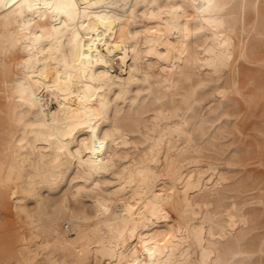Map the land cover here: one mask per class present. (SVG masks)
<instances>
[{
	"label": "bare ground",
	"instance_id": "1",
	"mask_svg": "<svg viewBox=\"0 0 264 264\" xmlns=\"http://www.w3.org/2000/svg\"><path fill=\"white\" fill-rule=\"evenodd\" d=\"M63 2L8 0L7 9H0V15L11 13L7 21H0V24H7L9 32L13 34H22L25 43H30L32 51L36 53L35 57L30 58L28 53L17 52L14 60L7 63L24 60L29 63L23 69L12 67L0 81V159L5 162L6 181L0 185V192L6 190L7 193L0 200V205H10L15 220L17 217L22 221V229L19 232L14 229L8 239L5 254L17 253V260L21 264H61L66 259L75 260L78 264H145L153 259H161L159 250L172 237L173 228L178 227L173 221L179 217L169 207L161 205L158 213L148 217L152 222L150 226L139 227L137 223H129L122 212L126 208L131 209L138 220V213L147 201L141 202V197L135 191L137 185L134 184L123 192L120 203L113 202L111 194L122 188L125 181H117L112 170H105V161L113 155L125 154L127 150L117 148L110 141L101 147L100 141L111 131L118 108L125 115L129 114V110L134 115L145 100L155 106L149 109L143 119L155 120L159 114V120L156 121L159 129L179 125L172 114L174 103L176 107H181L178 103L181 98L184 100L181 111L191 109L202 117H208L206 109L212 104L211 96L218 94L220 84L217 81L222 77H225L223 90L228 95L221 98V104L226 103L227 106L232 104L229 102L231 99L234 100V108L226 112L227 116L236 115L238 106L248 101L250 107L244 116L246 121L253 116V104L258 98L263 100L260 104L264 123V98L249 91L261 83L260 67L238 65L236 70L234 68L236 74L230 79V73L226 71L210 76L213 70L203 63L205 60H214L217 64L223 62L222 57L216 54L215 41L223 34L219 21L225 16L231 17L228 23L235 32L231 37L232 59L234 55L242 54L246 58L243 46L250 37H254L255 53L264 50V0H234L223 11L201 9L204 0H189V5H185L183 0L171 4L168 0H156L155 3L153 0H141L138 4L136 0H128L126 4L124 0H108V3L119 6L105 8L101 4L92 8L95 24L88 25L87 18H84L83 23L93 30L86 31L78 24L74 36L60 26V21L66 23L69 19V10L59 7ZM95 2L90 0V3ZM73 3L76 7L71 11L75 18L83 9L79 0H73ZM175 8H181L182 11L175 12ZM97 15L102 19H97ZM113 17L120 18V22L116 23ZM121 25L129 36L143 34L138 37L140 47L135 53L132 51L134 41L126 44L121 42ZM57 41L69 44L70 48L62 49L64 57H68L66 60L56 52L52 53L61 60L60 68L53 78L46 71L45 62L52 63L48 58L49 50ZM101 60L103 63H100ZM230 65L232 67V60ZM26 70L28 79L24 75ZM101 73H104L103 77ZM101 81L105 87L98 89L97 85ZM237 92L240 94L237 95ZM117 96L122 98L117 100ZM101 97L108 105L104 120L99 118L100 113L97 111ZM133 100H136L135 105L132 104ZM157 100L159 104H155ZM96 125L99 127L93 137L91 129ZM144 135L147 132L137 128L134 136L129 138L140 139ZM179 135L177 131L173 138ZM159 139L161 137L157 132H153L149 142L141 141L136 155L119 161V166L126 167L134 159L140 163L146 153L152 154V141ZM235 140L234 154L228 164L244 168L250 164L264 166V151L257 147L258 140L253 144L239 136ZM167 144L168 141H164L159 151L160 161L167 158L166 171L173 174L178 171L187 179L206 167L185 163L183 159L177 158L176 153L168 157ZM57 147H66L69 152H78L81 148L86 150L81 153L79 160L71 164V171L67 172L66 177L54 173L43 180L29 181V176L38 175L48 159L55 156ZM175 147L178 151L184 148L182 138ZM80 161L84 162L83 166ZM9 168L14 170L9 173ZM140 170L145 174L155 172L159 175L157 165L147 161ZM260 172L264 175V170ZM78 174L85 178L74 179ZM221 177L230 186L227 190L229 199L238 197L242 214L258 225L264 218V189L256 197L259 206L246 209L245 206L251 200L244 191L227 183V175L221 165L216 176H205L202 183H215ZM97 184L101 187L96 188ZM167 185H170V181L156 182V194H162ZM258 185L255 184V187ZM186 187L189 188L187 204L181 210L189 214L188 218L195 228L198 226L197 214L202 215L203 211H207L203 208L206 196L198 187ZM77 189L84 191L78 193ZM180 191L183 193L184 189ZM169 194L174 195L170 187ZM30 201L34 207L30 206ZM224 210L227 211V208ZM65 223L71 231L65 229ZM240 228L241 225L237 224L231 231L235 233ZM253 229L239 238L238 248L244 255L236 259L246 260L247 264H262L264 250L261 249V243L256 245L255 240L249 237ZM12 243L18 244L14 248L16 251Z\"/></svg>",
	"mask_w": 264,
	"mask_h": 264
},
{
	"label": "clouds",
	"instance_id": "2",
	"mask_svg": "<svg viewBox=\"0 0 264 264\" xmlns=\"http://www.w3.org/2000/svg\"><path fill=\"white\" fill-rule=\"evenodd\" d=\"M140 2L141 0H136L137 4ZM155 2L156 0H153V3ZM168 2L171 4L175 3L176 0H168ZM233 2L234 0H204L200 7L201 9L208 8L223 11L229 6V3ZM257 2H259V0H257ZM79 3L83 9L81 13H78L75 18H69L66 23L60 21L61 28L65 29L67 33L72 36L76 34L78 24L84 27L86 31L93 30L88 27V25L95 24V21L92 19L94 14L91 11L92 8L98 7L101 4H103L105 8L119 6L108 3V0H96L95 3H90V0H79ZM124 3H128V0H124ZM183 3L189 5V0H183ZM7 7L8 0H3V2L0 3V9H7ZM49 7H51V5H49ZM74 7H76L75 4ZM165 10L166 9H162L161 11ZM173 11L180 12L182 9L175 8ZM9 16H11V13L0 15V21H7ZM98 17L101 16L97 15L96 18L99 19ZM84 18L88 19V25L83 23ZM113 19L116 23L120 22V18L118 17H113ZM230 19L231 17L225 16L219 21V26L223 29V34L215 41L216 54L222 57L223 62L217 64L214 60L203 61L206 67L213 70L209 74L210 76L219 75L222 71L230 72L231 70V37L235 35V32L233 26L228 23ZM33 23L36 22L33 21ZM119 31L122 43L135 42L132 48V51L135 53L140 47L138 37L143 34L129 36L123 28V25H121ZM67 48H70L69 44H62V42L57 41L49 50L48 58L52 60V63L48 64L45 62V69L52 74L53 78H55V73L60 68L61 60L56 59L52 53L56 52L66 60L68 57H64L62 49ZM17 52L21 54L28 53L30 58L36 56V53L32 51L30 43H25V37H23L22 34H13L9 32L7 24H0V81L7 76L12 67L23 69L25 65L29 63L28 60L14 64L7 63L9 60H14ZM70 55L71 53H69V56ZM100 63H103V60H101ZM259 67L261 69V83L259 87L253 86L249 91L254 95L264 98V52L261 53ZM24 75L26 79H28L27 70L24 72ZM100 76L103 77L104 73H101ZM144 82H147V78ZM104 87L105 84L103 81L97 85L98 89ZM245 87H247L246 84ZM233 88H235V85H233ZM242 90L243 89H241V91ZM236 94L239 95L240 92ZM219 95L227 97L228 94L222 91ZM121 98V96L116 97L117 100ZM159 103V100L155 101V104ZM178 103L181 107H176L174 103L172 115L179 121V125L165 127L164 129H159V125L156 122L159 120V114L155 120L145 121L143 119V116L147 114L149 109L155 106L154 104H149L147 100L143 102L141 109L134 115L131 114V110H129L128 115H125L121 109H117L111 131L105 134L100 141L101 147H103L106 142L110 141L114 143L117 148L127 150V153L113 155L109 160L105 161V170H112L117 181H125L122 188L118 189L116 193L111 194L114 198L113 202L117 204L120 203L123 192L135 184L137 185L135 191L136 194L141 197V202L147 201V203L144 204L143 209L139 211L138 220L137 217L132 214L131 209L126 208L122 212V216L128 220L129 223H137L139 227L150 226L152 222L148 217L158 213L161 210V205L169 207L170 211L175 212L179 217V219L173 221V224L178 225V227L173 228L172 237L166 240L164 246L159 250L158 255L162 258L153 259L145 262V264H247L246 260L236 259L237 256L244 255L239 251L238 240L244 233L256 227L255 222L242 214V205L239 203L238 197L233 196L229 199L227 190L230 186L225 183L222 177L217 179L215 183H202L205 176L217 175L219 167L218 149L223 139L218 133L227 125H220V129H217V133L215 134L209 135V133L212 127L215 126V123L224 119L223 111L216 110L210 112L209 116L215 123L209 125L206 123L208 117H202L199 112H192L191 109H188L186 112L181 111L184 103L183 98H181ZM132 104L135 105L136 100H133ZM107 107V101L101 97L97 106V111L100 113L99 118L102 120L106 119L105 110ZM236 110L246 114L248 112V105L246 103H241ZM189 112L191 115H188ZM97 127H99V125L91 129L93 137L96 136ZM137 128L144 129L147 135H144L140 139H130L129 137L134 136ZM234 129L235 131H233ZM229 130L233 132L234 142H236L235 138L237 136L241 139L258 140L259 144L257 147L264 151V126L261 127L259 132L252 131L249 133L244 127V121H241L239 125H231ZM177 131H179L180 135L176 136L174 139L173 136ZM153 132H157L161 139L152 141V154L149 155L146 153L144 157L141 158L140 163H137L134 159L132 164L121 168L118 162L134 157L139 151L141 141L148 143ZM166 132L169 134L165 135ZM181 138L184 143V148L178 151L175 145L181 142ZM53 139H55V137H53ZM164 141H168V157L176 153L177 158L183 159L185 163L206 166L204 170L198 174L195 172L193 173L195 180H193V176H189L185 179L178 171L176 174L166 171L167 158L165 161L159 160V151ZM85 150L86 148H81L78 152H69L66 147L55 148V156L48 159V162L40 168L38 175L29 176L28 180H43L52 176L54 173H59L62 178L66 177L67 172L71 171V164L79 160L81 153ZM145 161L150 164H156L159 169V175L155 172L145 174L144 171H141L140 169L143 167ZM80 163L83 166L84 162L80 161ZM160 165H164V167H160ZM4 169L5 162L0 159V185L6 183L4 179ZM61 169H64V171L61 172ZM13 170L14 169L9 168V173ZM82 178H85L84 175L78 174L74 179ZM10 180L11 175L8 177V181ZM169 181L170 185L165 187L162 194L157 195L156 182L166 183ZM105 183L108 182L106 181ZM186 185L200 188V191L205 193L206 196V200L203 202V208L207 209V211L202 210V215L197 214L198 226L195 228L192 227V220L188 218L189 214L181 210L182 207L187 204V193L189 188L186 187ZM29 187H31V184H29ZM95 187L99 188L101 185L97 184ZM169 187L174 195L169 194ZM181 188L184 189L183 193L180 191ZM81 191H84V189H77L78 193ZM6 194V190L0 192V200H3ZM225 208H227V211L224 210ZM163 218L167 219L168 217L164 216ZM237 224L241 225V228L239 231L233 233L231 230L235 229ZM260 231L264 234V226L260 227ZM177 237H179V239H177ZM260 246L261 249L264 250V235H262ZM0 264H21V261L17 260L14 255H7L0 252ZM25 264H27V262H25ZM61 264H78V262L66 259L62 261ZM262 264H264V262H262Z\"/></svg>",
	"mask_w": 264,
	"mask_h": 264
},
{
	"label": "rangeland",
	"instance_id": "3",
	"mask_svg": "<svg viewBox=\"0 0 264 264\" xmlns=\"http://www.w3.org/2000/svg\"><path fill=\"white\" fill-rule=\"evenodd\" d=\"M253 38L254 37H250L247 40V44L245 46H243L244 47L243 50H245L244 52L247 55L246 56L247 60L242 54L243 51L241 53L242 55H239V56L234 55V57L232 59L231 70H230V72L226 71V73H230V76H229L230 79L232 77H234V75L236 74L234 71V68L236 70V67H238V65H239V67H241L243 64L246 66H249V67H253V68L259 67L258 59L261 58V53L264 52V50L258 51V53H255L253 51V48H254V45H253L254 39ZM235 41H237L236 37H235ZM263 49H264V47H263ZM241 58H243V59H241ZM250 70L252 72H256V70H253V69H250ZM116 72H118V71H116ZM116 72H114V73H116ZM224 81H225V77H222L219 81H217V83L220 84V89L218 90L217 95L211 96L212 97L211 99H213V100L211 102L212 104L210 105V108L208 107L206 109L207 115H208V120L206 123L209 125H212V123H215L212 120V118L209 116L210 112H214L216 110H222L223 111L224 119L219 120L218 123H215V126L212 128L209 135L217 133V129H220V125H227L225 128L221 129L220 132L218 133L223 138L221 140V143H220V148L218 149L219 166L221 165V168L223 169V171L226 172L227 183L232 184V186H235L236 188L244 191L247 194V198H249L251 200V202H249L245 206V208L251 209V208H254L256 206L257 207L259 206V203L256 202L257 201L256 197L258 196L259 192L264 189V175H263V173L260 172V171L264 170V166H263V164H250L246 168H244L243 166H240L237 164H228L227 163V162H229L230 157H232V155L234 154V148H235L233 132L230 131L229 128L231 125H239L241 121H244V127L247 130V132H249V133L252 131L258 132L261 129V127L264 126V123L262 122V119H263V110L262 109L263 108L261 105L262 104L261 101H263V100L262 99L259 100L258 98L255 99V102L253 104V109H252L253 116L251 118H248L246 121H245V117H244L245 113H242L240 111L236 112V115L227 116L226 112L232 111L234 108V106H233L234 100L231 99L230 101L232 104L227 105V106H226V103L221 104V98H225V97L219 95V93H221L222 91L224 92V90H223L224 89V83H225ZM210 90H211V88H210ZM213 101H214V103H213ZM245 103L248 105V109H249V107H250L249 102L247 101ZM237 120H238V122H237ZM258 121H261V122H258ZM233 131H235V129ZM254 142H256V140L247 139V143L253 144ZM225 146H227V147H225ZM228 147H230V148L227 149ZM233 165H235V166H233ZM229 166H230V168H229ZM230 180H231V183H230ZM257 183H259V185L255 187V184H257ZM243 185H246V186H243ZM29 203H30L31 207H34V203L32 201H30ZM253 203H255L256 205H254ZM14 217L15 216L12 213V208L10 207V205H8V206L0 205V234H1L0 235V252H2L4 254H5V250L7 247L6 243H7L8 239L10 240V236H11L12 232L14 231V229H16L18 232L22 229L21 218L16 217V220H15ZM261 226H264V218H261V221L258 223V225H256L257 228L255 227V229H253L250 232L249 237L252 238L253 240H255L256 245L261 243L262 235H264L260 231ZM18 227H20V228H18ZM30 227H31V225H30ZM64 227L67 231H71V230H68V224L65 223ZM23 229H25V228L23 227ZM70 229H71V227H70ZM10 231H11V233H10ZM12 245H13V249L18 247L17 243H12ZM14 250L16 251V249H14ZM14 256L17 259L19 255H17V253H16Z\"/></svg>",
	"mask_w": 264,
	"mask_h": 264
},
{
	"label": "snow or ice",
	"instance_id": "4",
	"mask_svg": "<svg viewBox=\"0 0 264 264\" xmlns=\"http://www.w3.org/2000/svg\"><path fill=\"white\" fill-rule=\"evenodd\" d=\"M59 7H62L64 9L69 10V11H67L68 18H72L73 17V12L71 11V9L75 8L73 0H64L63 4L59 5ZM98 18L102 19L101 17H98Z\"/></svg>",
	"mask_w": 264,
	"mask_h": 264
}]
</instances>
